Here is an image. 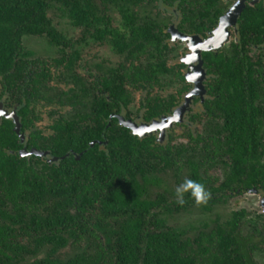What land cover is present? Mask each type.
I'll use <instances>...</instances> for the list:
<instances>
[{"label": "flooded vegetation", "instance_id": "af4514ba", "mask_svg": "<svg viewBox=\"0 0 264 264\" xmlns=\"http://www.w3.org/2000/svg\"><path fill=\"white\" fill-rule=\"evenodd\" d=\"M90 1L95 7L86 10V25L74 26L67 15L55 12L58 17L64 15L79 35L68 40L56 29L62 52L47 40L58 54L38 57L56 79L64 73L58 61L71 59L66 84L53 80L50 94L53 97L70 89L78 94L80 87L73 84L77 78L86 91L107 97L105 86H122L126 81L127 96L119 101L121 111L109 117L129 134L125 156L115 166L119 165V177L112 181L116 184L119 179L124 187L136 190L141 202L149 201L146 230L183 232L181 240L194 250L206 247L215 252L221 247L231 264H264V0H196L191 11L180 7L178 0L139 3L131 8L135 16L130 23L139 29L154 22L155 36L149 42L132 40L127 17L117 7ZM236 9H241L238 16L231 18ZM245 14L250 17L247 23L242 20ZM92 16H97L99 23L93 24ZM48 17L52 19L50 13ZM90 45L93 50L86 49ZM50 110L57 112L56 107ZM89 111L88 106L79 107V115L91 119L82 124L94 126ZM49 124L40 128L44 136H48ZM19 139L24 141L25 135ZM94 144L99 150L107 148L104 140L88 143L89 147ZM136 149L141 153L134 152ZM85 152L72 155L79 160ZM20 155L43 158L48 153L23 149ZM59 159L48 156L47 161ZM136 165L146 168L145 182ZM185 179L202 183L211 193L206 205L197 207L188 197L182 206L176 203L175 189ZM108 185L102 183L99 194L106 195ZM159 198L164 201L156 203ZM45 199V206L39 208L44 215L57 209L53 207L58 202L55 199L54 204L50 195ZM69 211L75 214V208ZM89 211L87 208V217ZM208 214H213L215 221L209 230ZM183 215L197 217V224L169 225L170 219ZM153 216L158 227L150 224ZM16 229V243L33 250V239L40 237L36 230L28 228L27 234L21 232L20 225ZM64 236L68 238L66 233ZM224 237L228 242L221 243ZM95 239L82 242L81 249L95 254L97 242H104L103 234ZM78 245L69 239L55 255L50 245L43 244L28 254L7 252L11 259L3 260L0 255V262L32 264L55 256L66 258Z\"/></svg>", "mask_w": 264, "mask_h": 264}, {"label": "trees", "instance_id": "16d2710c", "mask_svg": "<svg viewBox=\"0 0 264 264\" xmlns=\"http://www.w3.org/2000/svg\"><path fill=\"white\" fill-rule=\"evenodd\" d=\"M101 1L124 13L132 40L139 38L149 42L154 39V22L139 29L130 23L135 16L130 13L131 8L149 0ZM195 2L178 0L180 7L190 11ZM91 6L95 7L90 0H0V105L7 111L12 109L11 112H15L20 134L25 135L24 141H21L14 131L13 121L1 117V258L9 261L11 258L7 252L28 254L43 244L50 245L52 253L57 254L69 239H73L79 242L73 255L66 258L55 256L51 260L47 258L32 264H231L232 259L225 249L218 247L215 252L206 247L203 251L194 250L192 245L181 240L183 232L164 228L156 232L147 231L149 201L141 202L136 190L124 187L119 179L116 184L113 183L112 180L120 174L117 168L123 160L122 155L125 156L129 134L127 129L118 127L117 121L109 117L121 111L119 103L127 96L123 87L126 81L122 86H105L106 97L94 90L86 91L77 78H73L74 86L80 87L78 94L74 89L68 92L61 90L52 97L50 93L53 89L49 83L64 80L66 84L71 59L62 57L61 60L66 62L58 61V64H63L64 73L56 79L41 59L25 48L27 39L46 37L49 44L62 52L61 36L48 13L59 10L68 16L72 25L82 26L89 23L85 12L91 10ZM92 17L93 24L99 23L97 16ZM242 20L247 23L250 17L245 14ZM86 100H89L87 104ZM40 105L57 109V112H48V136H44L37 126L41 120L37 110ZM87 106L94 126L82 124L91 121L79 115V107ZM54 115H58V118L55 119ZM95 139L106 141L107 148L99 150L98 144L89 147L88 143ZM23 149L28 152L37 149L48 155L43 158L21 156ZM83 150L86 152L75 160L72 152L78 154ZM134 152L141 153L137 149ZM48 156L60 159L56 163H48ZM135 167L145 182L146 168L140 165ZM104 182L109 184L106 188L110 191L101 195L98 191ZM49 195L54 199V204L58 199L53 207L57 209L44 215L39 208L45 206V197ZM162 200L159 198L156 203ZM69 208H75L74 215ZM87 208L91 209L88 217L85 215ZM47 211L44 208V212ZM157 220L153 216L149 221L158 227L160 223ZM18 225L22 233L28 234L32 229L40 236L33 239L36 244L33 250L16 243ZM65 233L68 238L64 236ZM100 233L104 242H97L95 254L90 255L87 249H81L82 242L95 241ZM226 242L227 237L221 239V243Z\"/></svg>", "mask_w": 264, "mask_h": 264}, {"label": "rangeland", "instance_id": "374dc122", "mask_svg": "<svg viewBox=\"0 0 264 264\" xmlns=\"http://www.w3.org/2000/svg\"><path fill=\"white\" fill-rule=\"evenodd\" d=\"M50 13V12H49ZM50 16L52 17V22L54 24V26L56 27L57 31L62 34L66 39L68 40H74V38L76 39L79 35L78 30H76L74 27H72L67 18H65V16H61L59 15V17L57 15H55V13H50ZM25 48H27V50L31 51L32 53L35 54L36 57H41V58H54L56 57L57 51L56 48L53 46H50L47 42L46 38H34V39H27L25 41ZM87 50H93V45H90L88 47H86ZM114 59V58H111ZM82 64V62H81ZM79 67H77L78 69ZM82 71V70H81ZM40 112V117L41 120L39 123H37V126L39 128H44L46 124L49 123V120L47 118V113L50 110V108L45 107V106H38L37 107ZM1 110L6 111L4 108H2L1 106ZM184 217L179 216L176 218H172L169 220V225L170 226H175V225H184L186 223H194L197 224L198 220L197 217L195 216H189L188 217L186 215H183ZM214 216L213 214H208L207 215V229L209 230L210 228L213 229L214 225H215V221L213 222ZM206 221V219L204 220V222ZM214 224V225H213ZM69 253H66V255H68ZM63 258V256H62Z\"/></svg>", "mask_w": 264, "mask_h": 264}, {"label": "clouds", "instance_id": "9594fccd", "mask_svg": "<svg viewBox=\"0 0 264 264\" xmlns=\"http://www.w3.org/2000/svg\"><path fill=\"white\" fill-rule=\"evenodd\" d=\"M186 197L191 198L197 207L204 206L211 198V193L206 187L195 180L185 179L175 189V200L179 205L186 202Z\"/></svg>", "mask_w": 264, "mask_h": 264}, {"label": "water", "instance_id": "95a60500", "mask_svg": "<svg viewBox=\"0 0 264 264\" xmlns=\"http://www.w3.org/2000/svg\"><path fill=\"white\" fill-rule=\"evenodd\" d=\"M237 11L235 12V14H233V15H231L230 17L232 18V17H234V18H236L237 16H238V14H239V12H240V10L241 9H236ZM227 17H229V16H227ZM1 117H4V118H7V119H11L12 121H13V124H14V131H15V133L20 137V138H22L23 137V135L22 134H20V124H19V120H18V117L15 115V112L13 111V112H11V113H7L6 111H2L1 110V105H0V119H1ZM130 125V124H129ZM128 125V123H125V126L126 127H130ZM21 141L23 140V139H20ZM22 152V151H21ZM34 154H36V153H34Z\"/></svg>", "mask_w": 264, "mask_h": 264}]
</instances>
